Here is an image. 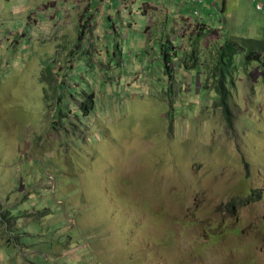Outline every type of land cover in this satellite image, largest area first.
<instances>
[{
  "label": "rangeland",
  "instance_id": "374dc122",
  "mask_svg": "<svg viewBox=\"0 0 264 264\" xmlns=\"http://www.w3.org/2000/svg\"><path fill=\"white\" fill-rule=\"evenodd\" d=\"M36 1L0 9V264H264V62L235 57L230 125L213 45L264 46V0H230L233 28L189 44L146 34L138 7L94 35Z\"/></svg>",
  "mask_w": 264,
  "mask_h": 264
},
{
  "label": "crops",
  "instance_id": "0c3cea01",
  "mask_svg": "<svg viewBox=\"0 0 264 264\" xmlns=\"http://www.w3.org/2000/svg\"><path fill=\"white\" fill-rule=\"evenodd\" d=\"M8 1L10 0H0V9L6 5ZM13 1L14 3L18 1L19 8H30V0ZM33 1L34 4H37L36 0ZM119 2H121L120 8H116L115 0H46V3H44V8L42 9L44 12H52L50 17L53 19L60 15H62V18L67 19L66 23L58 22L57 24H54L57 26L63 25L61 29L71 25L73 29L77 30V32H79L78 29H80L82 32L84 30L92 31L95 35L99 33L101 29L100 27L104 25L105 18L108 17L109 21L114 24V21L111 18L112 15H108L107 13L111 11L117 14L129 12L132 15V9L138 7L144 15H152L155 18V22H149L148 26L146 27V34L148 32L152 33L156 31V34L159 38H162L163 40L165 38L166 40L167 37H169V29L174 30V28L177 26L182 28L184 24L187 25L188 35L186 37L183 35L179 38V40L183 41L184 44L191 43L190 40L193 35L194 40L197 39L198 42H203L207 38L215 35L217 32H223L224 30L217 29L219 27L223 28L222 24L225 26V28H228L229 26L233 28L232 24H235L232 23L234 22V14L230 10L231 7H229L230 0H222L221 5L219 4V0H201L200 4L192 6L185 0H119ZM165 2L171 4L175 8L171 14L170 11L165 7ZM250 2H252L255 10L259 12L256 9L254 0H250ZM70 9L72 11H69ZM106 9L108 11H106ZM67 13L69 14L68 17L64 15ZM194 13H197L199 19H197V23L195 20H193L189 25V21L191 20L192 14ZM86 17L92 18V24L89 27L90 29L86 28V25L90 23H86V25L83 23ZM38 25L39 23L36 22V27H38ZM49 29L52 30L56 28L55 26H52ZM50 30L48 32H51ZM210 31H213L212 35L208 34ZM48 35H50V33ZM227 36L229 35L227 34ZM229 38L232 37L229 36ZM148 44L149 42H146L147 47ZM213 45L214 50L217 48L219 49L223 45V41L215 42ZM187 73L188 71H186V74ZM188 75H190V73H188L186 77ZM197 76H200V74Z\"/></svg>",
  "mask_w": 264,
  "mask_h": 264
},
{
  "label": "trees",
  "instance_id": "16d2710c",
  "mask_svg": "<svg viewBox=\"0 0 264 264\" xmlns=\"http://www.w3.org/2000/svg\"><path fill=\"white\" fill-rule=\"evenodd\" d=\"M83 27H84V25H83ZM214 32H216V31H214ZM212 33H213V31H210L208 34L212 35ZM221 34H222V32H221ZM225 36H227V34ZM167 39H168V37H167ZM219 42H222V41H219ZM167 44H168L167 47L169 48V50L175 52V49H174L175 47L172 46L169 41H167ZM245 47H248V49H249L247 52L244 50ZM191 49H193V48L191 47ZM169 50H165L163 52V55H164L165 67L167 70L166 74L169 77H171V74H173L175 71L174 65L176 62H179V61H174L173 56H171V58H169L171 55L169 53ZM241 51H245V54L243 56L245 58V61H247L245 67L242 68L244 70H246V66L250 65L253 62H264V46H260L259 44L254 43L253 41L242 40V41L238 42L236 39L230 38L225 42L224 45H222L215 52L216 64H215L214 71L216 72L217 75H219V81L216 82L219 84V86H218L219 88H217V91L220 92L221 96H222V101L220 102V107L222 108V111H223V113H224V115H225V117L228 120L230 125L232 123V113H231V110H230L229 105H228L227 97H228L229 93H228L225 85H226L227 81L232 83L233 76L235 74H237L239 71L236 69L237 68L240 69L238 64L235 63L234 59H235V57L242 54ZM198 53H199V48H194L192 53H191V56L187 57V59L185 61H182V62H184V65H183V67H180L181 70L186 72V71L193 70L194 67H196V66L198 67V65H200L199 63H197L198 55H199ZM172 62L174 63V65L171 67ZM189 62H191V65ZM57 83H58V85H60L61 84L60 80H58ZM45 97H46V99H48V97H56V96H52L49 93V91L47 90V92L45 93ZM93 98H94L93 95L90 96L89 99L92 102H90V103L85 102L83 104V106L80 107L81 110H83L85 114L88 113L89 108L93 107L92 106L93 105ZM57 101H58L57 102L58 108L61 109V111H63L62 108L60 107V98ZM87 107H89V108H87ZM61 111L59 112L60 117H65V115H63V113ZM1 212L2 211L0 209V213ZM29 213L35 214L34 212H30V211H29ZM15 214L16 213L14 212V210H13V212L7 211L6 213L2 214L1 218L2 219L5 218V220L7 222V221H10L8 218V216H9V217H12L14 219V221L16 220V222H18V219H17L18 215H15ZM29 223H30V221L27 224H29ZM19 230H21V229H15V231H19Z\"/></svg>",
  "mask_w": 264,
  "mask_h": 264
},
{
  "label": "built area",
  "instance_id": "2783aa9c",
  "mask_svg": "<svg viewBox=\"0 0 264 264\" xmlns=\"http://www.w3.org/2000/svg\"><path fill=\"white\" fill-rule=\"evenodd\" d=\"M185 1L188 4H190L191 6L201 3V0H185ZM254 2H255V4H257L256 5V9L257 10H261L262 7L259 5V3H257L258 0H254ZM197 19H199L198 16H197V13L192 14V18L189 21V25H190V23H192L193 20H195V22L197 23ZM187 29H188L187 25L184 24V26L181 29H179L178 32L174 33V37H175L174 40H177V38L179 39L180 37H182L187 32Z\"/></svg>",
  "mask_w": 264,
  "mask_h": 264
}]
</instances>
